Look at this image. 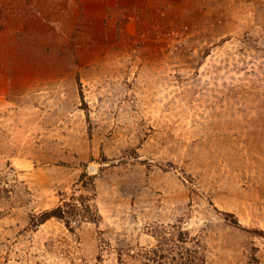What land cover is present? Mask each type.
I'll return each instance as SVG.
<instances>
[{
  "label": "rangeland",
  "instance_id": "374dc122",
  "mask_svg": "<svg viewBox=\"0 0 264 264\" xmlns=\"http://www.w3.org/2000/svg\"><path fill=\"white\" fill-rule=\"evenodd\" d=\"M84 170L99 222L36 226ZM254 229L264 0H0V264H264Z\"/></svg>",
  "mask_w": 264,
  "mask_h": 264
},
{
  "label": "trees",
  "instance_id": "16d2710c",
  "mask_svg": "<svg viewBox=\"0 0 264 264\" xmlns=\"http://www.w3.org/2000/svg\"><path fill=\"white\" fill-rule=\"evenodd\" d=\"M79 184L89 191L88 195H85L80 199L76 196H71L70 199L76 202H69L65 198L61 204L50 210L44 211L39 217L36 218V220H33L34 224L37 226L45 223L51 218H57L64 221L66 226L72 229V223L78 217H82L86 221L97 224L101 216L97 210L96 204L93 203L95 198L93 175L87 170H84L80 177ZM252 231L254 234L264 237V230L254 229ZM175 238H177V242L173 240L171 244L172 247L170 248V250H173L172 248H176L177 251L175 253L169 252V250L162 248L164 246L158 245V248L161 250H153L155 255L154 257H160L162 264H204L206 260L204 250L198 241H194L195 243L192 244L190 242V235H184L183 232H180ZM162 240H164L165 243H168L169 241L165 236L162 237ZM166 250L167 252H165ZM142 256L146 261L147 258H145V253ZM150 259L155 258L150 257L148 258V261H150Z\"/></svg>",
  "mask_w": 264,
  "mask_h": 264
}]
</instances>
